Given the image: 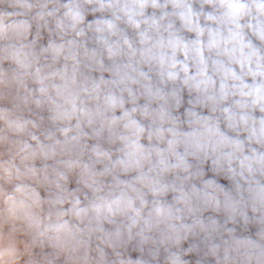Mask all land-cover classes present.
Returning a JSON list of instances; mask_svg holds the SVG:
<instances>
[{"label":"clouds","instance_id":"9594fccd","mask_svg":"<svg viewBox=\"0 0 264 264\" xmlns=\"http://www.w3.org/2000/svg\"><path fill=\"white\" fill-rule=\"evenodd\" d=\"M0 264H264V0H0Z\"/></svg>","mask_w":264,"mask_h":264}]
</instances>
